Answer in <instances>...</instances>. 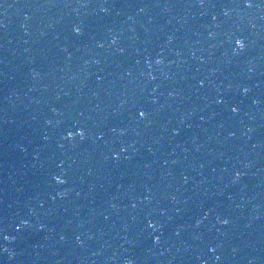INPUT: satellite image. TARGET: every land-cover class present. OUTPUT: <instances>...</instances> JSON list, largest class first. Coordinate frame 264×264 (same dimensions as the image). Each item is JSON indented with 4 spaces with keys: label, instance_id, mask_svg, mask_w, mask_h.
Returning <instances> with one entry per match:
<instances>
[{
    "label": "water",
    "instance_id": "1",
    "mask_svg": "<svg viewBox=\"0 0 264 264\" xmlns=\"http://www.w3.org/2000/svg\"><path fill=\"white\" fill-rule=\"evenodd\" d=\"M0 264H264V0H0Z\"/></svg>",
    "mask_w": 264,
    "mask_h": 264
},
{
    "label": "snow or ice",
    "instance_id": "2",
    "mask_svg": "<svg viewBox=\"0 0 264 264\" xmlns=\"http://www.w3.org/2000/svg\"><path fill=\"white\" fill-rule=\"evenodd\" d=\"M233 111H235V109H233ZM141 115H142V113H141Z\"/></svg>",
    "mask_w": 264,
    "mask_h": 264
}]
</instances>
